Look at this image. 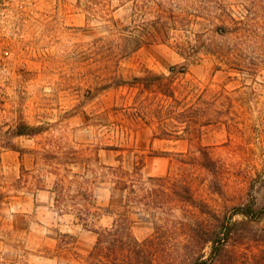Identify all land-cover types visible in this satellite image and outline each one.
I'll return each instance as SVG.
<instances>
[{
  "label": "rangeland",
  "instance_id": "374dc122",
  "mask_svg": "<svg viewBox=\"0 0 264 264\" xmlns=\"http://www.w3.org/2000/svg\"><path fill=\"white\" fill-rule=\"evenodd\" d=\"M180 1L184 22L134 49L122 29L131 2L0 0V264L83 262L123 193L71 160L81 155L187 177L220 214L248 199L264 208V0ZM148 71L172 98L129 83ZM20 121L38 132L13 134ZM198 146L220 167L221 193ZM59 178L91 195L99 214L88 225L54 203ZM130 217L142 239L160 216ZM239 233L212 264H264V214Z\"/></svg>",
  "mask_w": 264,
  "mask_h": 264
},
{
  "label": "trees",
  "instance_id": "16d2710c",
  "mask_svg": "<svg viewBox=\"0 0 264 264\" xmlns=\"http://www.w3.org/2000/svg\"><path fill=\"white\" fill-rule=\"evenodd\" d=\"M118 1L131 2L132 25L122 29L128 31L124 38L134 43V49L144 43L164 41L169 30L185 20L179 11L182 9L180 0ZM147 15H152V18ZM129 83L145 89H158L171 98L174 96L168 80L162 74L148 71L134 77ZM37 132L38 127L23 121L18 122L13 130L15 135L31 136ZM197 149L198 166L211 175L209 187L213 192L221 193L217 161L206 146H198ZM117 159L121 161V155ZM71 160L81 163L94 179H108L114 189L123 193L118 209L112 212L114 218L111 224L92 229L95 240L80 264H212V260L217 259L240 235V226L264 214V208L256 205L255 199L241 202L223 214L217 213L206 201L195 196L191 180L187 177H144L140 173V165L134 164L133 169L129 170L123 168L121 163L117 166L104 164L97 153L72 157ZM71 175L80 174L72 172ZM53 191L56 206L61 210H74L75 216L84 224L88 225L98 216V207L91 201L86 189L78 188L70 193L68 185L59 178ZM137 211L160 216L154 231L142 239L134 235L130 224V213ZM235 215L242 217L237 220L233 218ZM205 247H208L207 256L204 254Z\"/></svg>",
  "mask_w": 264,
  "mask_h": 264
}]
</instances>
